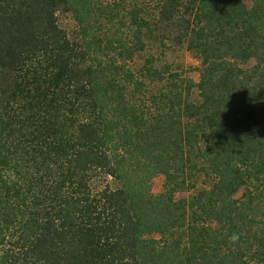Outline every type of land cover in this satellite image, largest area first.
Listing matches in <instances>:
<instances>
[{"label":"trees","instance_id":"trees-1","mask_svg":"<svg viewBox=\"0 0 264 264\" xmlns=\"http://www.w3.org/2000/svg\"><path fill=\"white\" fill-rule=\"evenodd\" d=\"M0 264H264V0H0Z\"/></svg>","mask_w":264,"mask_h":264},{"label":"rangeland","instance_id":"rangeland-1","mask_svg":"<svg viewBox=\"0 0 264 264\" xmlns=\"http://www.w3.org/2000/svg\"><path fill=\"white\" fill-rule=\"evenodd\" d=\"M96 1H98L99 4L103 3V5H106L112 3L113 0ZM247 5L250 7L251 3L247 2ZM58 17L61 28L66 31L69 37L71 39L78 37L79 26L74 16L71 13L60 12L58 14ZM161 33L168 35L164 32L163 29L158 34ZM173 37L174 36L172 35H168L164 40H162V42L159 39L155 42H149L146 51L137 55L131 63H128L127 67L133 71L138 72V70L144 63V60L148 58V56L152 55L157 60V67L162 68L164 65H168L173 72L180 73L182 79L192 81L193 83H198L200 81V57L197 54L188 51L186 47L176 45L175 42L172 41ZM191 100L194 102H199L200 98L198 96L197 89L192 90ZM109 180L110 178H97L94 181L93 188L97 191L103 189L104 187H106ZM163 186L164 176L157 175L156 177H154L151 183L152 193L155 195L162 193ZM204 186L205 179L203 177H199L197 180L196 189H201ZM192 193H195V190L189 191L188 193H180L176 197H188ZM241 194L242 191L237 195V197H240Z\"/></svg>","mask_w":264,"mask_h":264}]
</instances>
